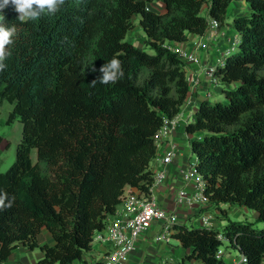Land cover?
<instances>
[{
	"label": "trees",
	"instance_id": "16d2710c",
	"mask_svg": "<svg viewBox=\"0 0 264 264\" xmlns=\"http://www.w3.org/2000/svg\"><path fill=\"white\" fill-rule=\"evenodd\" d=\"M151 1L66 0L55 16L26 22L11 6L4 10L18 35L0 73V102L13 104L8 121L17 118L22 131L14 161L0 171V194L13 200L0 210V262L23 244L43 251L30 264H100L84 256L94 233L106 226L127 185L148 191L155 135L189 94L185 61L166 42L205 34L210 19L225 26L229 7L241 0H161L159 12L147 6ZM242 1L244 11L231 18L237 42L214 69L220 81L235 85L222 88L224 99L199 100L185 125L203 191L227 223L221 232L177 222L173 237L186 253L169 264H221V245L244 253L242 264H262L264 0ZM137 14L153 52L126 38ZM113 56L124 77L92 86L100 73L91 66L99 69ZM221 203L245 205L258 218L233 220ZM43 227L53 244L39 243Z\"/></svg>",
	"mask_w": 264,
	"mask_h": 264
},
{
	"label": "crops",
	"instance_id": "0c3cea01",
	"mask_svg": "<svg viewBox=\"0 0 264 264\" xmlns=\"http://www.w3.org/2000/svg\"><path fill=\"white\" fill-rule=\"evenodd\" d=\"M174 44L173 41H170ZM175 45H178L175 44ZM174 45V46H175ZM198 103L195 104V109L188 113H180L181 117L187 119V121L192 120L193 113L197 109ZM185 125L177 122L175 129L168 138L156 137L157 140V153L156 156L150 162V168H155L160 163V157L164 154L168 147L169 140H174L178 146V154L176 158L166 166L167 178L166 180L157 185L153 189V196L156 203L167 210H175L178 222L187 224L188 221L191 225H204L201 221V216L203 214L207 215L211 221V224L206 226H213L217 229L218 227L226 224V219L221 213L220 209L215 205L208 203H203L200 206H189L175 205V195L178 188L186 186L189 191L194 190L193 183L185 184L181 178L180 171L185 167L190 155L196 157L189 145V135L185 130ZM137 188L127 185L125 187V193L136 190ZM220 207L226 209V213L229 218H234L236 220H250L255 221L258 218V213L256 210L249 208L247 206L232 207L227 203H221ZM122 209L121 203L118 204L116 211L107 217V223L113 218L117 217L118 211ZM194 217L196 219L194 220ZM188 225V224H187ZM224 229V228H223ZM220 231V229H219ZM223 231V230H222ZM221 231V232H222ZM105 232V229L97 230L93 235V240L91 242V248L85 253V258L89 262L102 261L107 248V244L101 241V235ZM158 227L154 224L148 230L144 231L138 240L135 250L130 255L129 259L124 264H169L177 262L186 253V249L181 246L180 241L172 237L170 242H166L163 239L157 237ZM39 243H54V238L51 232L43 227L38 234ZM235 252H240L237 248L231 246H225L224 253L222 255V260L227 263H233L238 260L239 257L234 254ZM241 253V252H240ZM43 256V251L36 247L34 249H28L25 245L19 244L11 253L8 260L0 262V264H30L35 262ZM197 264H201L197 262ZM262 264H264V255L262 257Z\"/></svg>",
	"mask_w": 264,
	"mask_h": 264
},
{
	"label": "built area",
	"instance_id": "2783aa9c",
	"mask_svg": "<svg viewBox=\"0 0 264 264\" xmlns=\"http://www.w3.org/2000/svg\"><path fill=\"white\" fill-rule=\"evenodd\" d=\"M218 26L215 19H210L212 29ZM173 49V48H172ZM178 52V49H173ZM182 114L178 112L171 119H166L159 129L156 137L168 138L177 122L183 121L186 124L188 121ZM157 141V140H156ZM178 154V146L174 140H169V144L164 154L160 157V163L152 170L153 179L148 185V191L140 189L124 192L121 205L122 209L118 211L117 217L110 220L104 227L105 232L101 235V241L106 243L104 258L100 264H124L135 250L140 235L157 224V237L170 242L175 230L174 225L178 222V217L175 210H167L159 206L153 196L155 186L163 183L167 178L166 166L170 164ZM197 156H189L188 161L180 171L181 178L185 184L193 183L194 190L189 191L184 185L177 189L175 195V205L200 206L203 203H208L209 198L204 193V179L196 168ZM202 224L209 225L211 221L205 214L201 216ZM219 238L223 242L228 240L219 234ZM224 245H221L217 251V258L222 259L224 253ZM247 260L244 253H240L238 260L233 263H227L222 260L221 264H242Z\"/></svg>",
	"mask_w": 264,
	"mask_h": 264
},
{
	"label": "rangeland",
	"instance_id": "374dc122",
	"mask_svg": "<svg viewBox=\"0 0 264 264\" xmlns=\"http://www.w3.org/2000/svg\"><path fill=\"white\" fill-rule=\"evenodd\" d=\"M150 9L154 11H163V3L161 0H153L147 4ZM244 1H234L228 10V19L223 27H210L203 35L190 34L188 39L178 43L166 42V45L171 49H178L179 56L185 61L186 75L189 81V94L180 108V112L188 113L195 109V104L202 98H209L211 100L224 99L221 95L223 87H233L235 82L224 84L219 80V77L214 74V69L217 64L222 60L224 53L233 50L234 43L237 42V31L232 25V16L244 11ZM207 4L205 3L202 8V13L207 15ZM133 27L127 32L126 38L131 41L135 46L153 52L152 49L145 43L146 34L140 23V15L132 17ZM175 45V46H174ZM264 74V70L261 71ZM13 108V104L7 100L0 102V135L3 140L0 143V171L6 170L14 161L16 156L17 143L21 136L22 124L16 118L8 121L9 113ZM184 124L183 121H180ZM32 157L36 159V152L32 153ZM241 205L232 206L239 207ZM245 206V205H242ZM196 217H194V220ZM233 220V217L231 218ZM227 223V220H226ZM191 225V222H187ZM220 231L223 227H218ZM225 248V245L223 246ZM237 257L240 252H235Z\"/></svg>",
	"mask_w": 264,
	"mask_h": 264
},
{
	"label": "clouds",
	"instance_id": "9594fccd",
	"mask_svg": "<svg viewBox=\"0 0 264 264\" xmlns=\"http://www.w3.org/2000/svg\"><path fill=\"white\" fill-rule=\"evenodd\" d=\"M66 0H0V73L7 69L6 60L11 56L10 46L15 43L18 29L15 24L5 22L4 10L11 6L17 14L16 19L20 22L37 21L43 16H55L65 4ZM91 72L99 71L100 75L93 79L90 84L95 86L97 83L108 85L121 80L125 73L123 63L120 59L113 58L97 69L91 66ZM6 194H0V210L12 207L13 200L8 199Z\"/></svg>",
	"mask_w": 264,
	"mask_h": 264
}]
</instances>
